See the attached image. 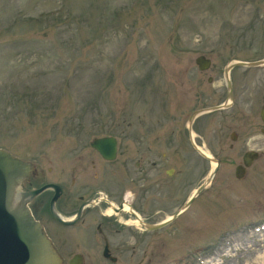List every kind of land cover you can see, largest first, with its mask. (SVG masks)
Listing matches in <instances>:
<instances>
[{
    "label": "rangeland",
    "instance_id": "obj_1",
    "mask_svg": "<svg viewBox=\"0 0 264 264\" xmlns=\"http://www.w3.org/2000/svg\"><path fill=\"white\" fill-rule=\"evenodd\" d=\"M259 32L264 0H0V149L33 162L39 182L75 192L83 183L104 187L94 176L102 160L89 142L120 139L112 170L135 146L139 124L160 135L180 130L197 107L224 99L220 82L207 77L264 54L260 42L252 45ZM201 54L211 59L206 71L194 63ZM243 71L248 76L250 67L229 76ZM203 117L202 125L217 129L231 120L229 112ZM257 128L252 149L262 157L245 178L234 176L238 159H224L206 197L168 226L144 232L138 264H264V232L255 229L264 225ZM179 203L149 220L164 219Z\"/></svg>",
    "mask_w": 264,
    "mask_h": 264
},
{
    "label": "flooded vegetation",
    "instance_id": "obj_2",
    "mask_svg": "<svg viewBox=\"0 0 264 264\" xmlns=\"http://www.w3.org/2000/svg\"><path fill=\"white\" fill-rule=\"evenodd\" d=\"M256 37L252 36V45L260 42L264 47V32H259ZM263 59L264 54L252 61ZM225 67L223 76L206 78L210 84L219 81L222 85L220 90L224 93V99L213 106L224 103L223 107L198 114L190 126L181 125L180 130L168 131V134L160 135L153 129L144 132V126L139 124L135 146L120 163L121 168L111 170L107 166L115 163L122 154L118 137L115 136L117 149L114 160H105L92 149L103 163L98 166L94 176L106 181L104 187L91 189L87 183H83L77 185L76 192L72 188L67 190L63 184L39 182L38 169L25 182L22 191L46 184L59 186V196L53 202V209L64 221L58 220L51 210L52 198L56 193L53 187H47L32 198L28 206L42 225L62 264H128L129 260H135L133 264H138L143 256L144 232L154 233L171 223L159 229L147 230L139 220L145 224H157L179 210L183 209L182 213L188 210L201 194L206 197L209 192L207 185L215 177L206 182L212 169L210 159L218 162V169L224 159H238L240 163L234 168V176L237 167H241L242 177H235L240 180L245 178L247 168L262 157V152L252 147L256 144L253 135L256 126L264 135V77H261L258 67L252 66L248 76L243 71L240 76L227 78L224 75ZM236 67L231 68L229 73ZM207 107L200 105L192 114ZM216 112H229L231 120L222 122L218 129L210 126L212 122L208 124L206 121L207 124L202 125L205 117H200ZM192 114L187 117L188 122ZM249 151L256 152L258 157L246 166L243 158ZM133 158L132 171L130 162ZM92 166L96 168L95 164ZM191 176H196L194 181ZM71 183L74 186L73 178ZM100 192H103L102 196H98ZM174 200L180 201L174 213L157 222L149 220L175 207V204L168 207ZM189 200L191 202L185 208ZM145 211L149 212L148 217L143 216ZM136 219L137 224L133 223Z\"/></svg>",
    "mask_w": 264,
    "mask_h": 264
},
{
    "label": "water",
    "instance_id": "obj_3",
    "mask_svg": "<svg viewBox=\"0 0 264 264\" xmlns=\"http://www.w3.org/2000/svg\"><path fill=\"white\" fill-rule=\"evenodd\" d=\"M195 63L200 70H206L210 66V59L204 55L195 58ZM256 63L235 61L228 65H253ZM215 106L210 109H217ZM209 110V109H205ZM204 110H200L202 112ZM104 159L113 160L116 154V140L114 137H97L90 142ZM258 155L254 151H249L243 158V163L248 166ZM37 169L33 162L23 160L13 156L10 152L0 149V264H62V260L55 251L50 240L46 236L40 223L32 216L27 203L37 194L47 187L56 190L52 198L51 210L53 215L60 221L63 218L53 209V202L57 199L59 186L56 184H46L38 189L22 191L21 188L28 181L30 175H35ZM214 173L210 174V178ZM237 178L242 177L241 167L235 170ZM157 224H145L148 230L158 229L172 219ZM66 223H69L66 221Z\"/></svg>",
    "mask_w": 264,
    "mask_h": 264
},
{
    "label": "bare ground",
    "instance_id": "obj_4",
    "mask_svg": "<svg viewBox=\"0 0 264 264\" xmlns=\"http://www.w3.org/2000/svg\"><path fill=\"white\" fill-rule=\"evenodd\" d=\"M215 165V162L211 163V167H213ZM125 208H127V206H125ZM108 213H110V210H107ZM136 222H138V219L134 220L133 223L137 224ZM257 231H262L264 232V225H262L261 227H256L255 228ZM213 264H218V263H213Z\"/></svg>",
    "mask_w": 264,
    "mask_h": 264
}]
</instances>
